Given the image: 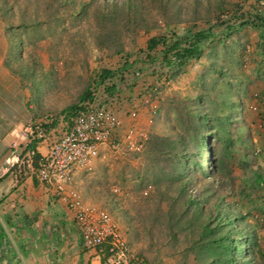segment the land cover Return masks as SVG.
<instances>
[{
  "label": "trees",
  "instance_id": "1",
  "mask_svg": "<svg viewBox=\"0 0 264 264\" xmlns=\"http://www.w3.org/2000/svg\"><path fill=\"white\" fill-rule=\"evenodd\" d=\"M6 2L0 0L5 8ZM79 4L92 12L102 37L100 48L112 45V54L123 56L121 67L101 69L93 77L95 90L102 88L108 98L120 91L115 79L127 81L130 77L134 81L139 75L138 71L127 73L141 52L130 61L134 52L125 49V35L137 36L141 30L148 35L163 22L165 30L159 28L157 35L146 40L143 53L154 63L158 58L151 54L157 52L159 65L169 70L167 80H175L189 64L208 57L205 74L195 82L197 89L167 100L172 115L170 130L150 133L144 145L146 155L155 163L151 175L159 177L154 181L156 187L165 184L170 206L179 205L190 223L199 224L197 247L213 251L210 264H264L256 227L247 221L258 203L264 205V150L256 153L246 121L249 113L264 120V0H79ZM241 30L245 31L242 35L238 34ZM248 33L256 39L250 41ZM252 45L255 48L249 61L255 64L247 75L242 67L249 63L245 53ZM234 67L244 77L237 75ZM24 71L16 72L27 78L28 70ZM93 94L85 92L76 105L61 111V118L69 123L79 104L91 100ZM250 105L254 112L248 109ZM58 122L54 119L37 125L48 134ZM39 143L33 138L26 150H35ZM192 186L201 189L195 198ZM196 260L205 264L199 255Z\"/></svg>",
  "mask_w": 264,
  "mask_h": 264
},
{
  "label": "rangeland",
  "instance_id": "2",
  "mask_svg": "<svg viewBox=\"0 0 264 264\" xmlns=\"http://www.w3.org/2000/svg\"><path fill=\"white\" fill-rule=\"evenodd\" d=\"M6 1L7 8L0 3V34L8 41L7 65L20 73L28 70L27 78H21L29 90L37 118L32 124L60 120L61 111L76 105L85 92H93L101 99L108 98L102 88L95 90L93 77L101 69L121 67L123 56L112 54V45L100 48L102 37L90 10L82 9L79 0L68 5L57 0ZM248 1L254 3V0ZM243 6L248 7V4ZM159 28L165 30L161 21L148 35L141 30L137 36L122 37L125 49L134 52L130 61L141 52L127 72L135 74L138 71L139 75L134 81H130V77L127 81L115 79L120 91L109 97L113 108L126 120L130 110H137L132 126L145 135V143L150 133L170 130L172 115L165 105L167 100L197 89V77L205 74V66L209 64L208 57L204 56L189 64L175 80H167L169 70L159 65L157 52L151 54L158 58L154 63L143 53L146 40L157 35ZM244 33L243 30L238 32ZM248 39L252 41L256 37L248 33ZM254 48L253 45L248 48L246 60L249 61ZM251 64L255 63L244 64V74L248 75ZM154 69L155 74L152 73ZM234 71L244 77L236 67ZM254 108L250 105L248 109L253 111ZM246 121L252 130L256 153L264 150V120L249 113ZM144 145L141 152L125 156L104 148L87 169L80 170L83 172L77 186L84 201L111 215L137 264H198V255L201 263H212L209 253L214 256L213 251L197 247L201 239L199 224L190 223L179 205L170 206L165 184L161 182L155 186L154 181L159 177L151 175L155 172V163L146 155ZM190 170L194 175L195 168L191 166ZM200 190L199 186L190 188L194 198ZM225 199L230 201V197ZM247 221L256 227L257 241L264 249V205L258 203ZM243 255L240 258H245Z\"/></svg>",
  "mask_w": 264,
  "mask_h": 264
},
{
  "label": "crops",
  "instance_id": "3",
  "mask_svg": "<svg viewBox=\"0 0 264 264\" xmlns=\"http://www.w3.org/2000/svg\"><path fill=\"white\" fill-rule=\"evenodd\" d=\"M8 48L0 34V264H104L97 250L82 248L72 213L50 189L34 175L14 180L20 133L37 118L28 88L7 65ZM64 131L58 122L47 141L38 145V153L44 155L48 144ZM103 151L100 147V154ZM81 172L75 175L77 185Z\"/></svg>",
  "mask_w": 264,
  "mask_h": 264
},
{
  "label": "built area",
  "instance_id": "4",
  "mask_svg": "<svg viewBox=\"0 0 264 264\" xmlns=\"http://www.w3.org/2000/svg\"><path fill=\"white\" fill-rule=\"evenodd\" d=\"M137 115V110L132 109L126 120L116 112L109 98L93 95L91 100L79 104L69 123L60 119L65 131L48 144L44 155L38 153L37 147L47 141L48 134L37 124L25 126L20 133L21 155L12 170L14 180L34 175L50 189L72 213L82 248L97 250L104 264H137V260L111 215L85 203L75 175L100 155V147L120 156L141 152L145 135L132 126ZM33 138L40 143L35 150H26ZM36 155L40 156L37 160Z\"/></svg>",
  "mask_w": 264,
  "mask_h": 264
}]
</instances>
